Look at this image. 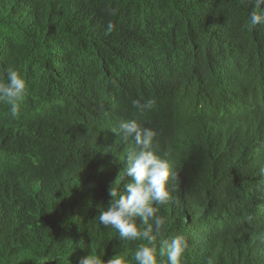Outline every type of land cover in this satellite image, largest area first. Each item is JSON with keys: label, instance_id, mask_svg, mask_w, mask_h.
I'll list each match as a JSON object with an SVG mask.
<instances>
[{"label": "trees", "instance_id": "trees-1", "mask_svg": "<svg viewBox=\"0 0 264 264\" xmlns=\"http://www.w3.org/2000/svg\"><path fill=\"white\" fill-rule=\"evenodd\" d=\"M254 0H0V78L28 91L0 103V264L131 256L99 222L137 120L173 163L167 230L183 264H264V25ZM113 25L108 30V25ZM138 101V104H134ZM149 101L152 104L149 106Z\"/></svg>", "mask_w": 264, "mask_h": 264}, {"label": "clouds", "instance_id": "clouds-1", "mask_svg": "<svg viewBox=\"0 0 264 264\" xmlns=\"http://www.w3.org/2000/svg\"><path fill=\"white\" fill-rule=\"evenodd\" d=\"M249 19L250 28L264 25V0H254ZM112 27L109 23L108 30L111 31ZM27 91L25 75L9 67L6 77L0 78V103L9 106L12 118L20 115ZM151 104L149 101V106ZM113 130L122 141L133 144L119 174L128 177L129 181L122 188L114 186L117 180L109 187L110 200L99 210V222L114 228L121 241L141 243L137 244L131 256L117 252L105 260L103 252L91 251L81 257L78 264H183L189 247L185 236L157 239L167 230L168 217L159 213L162 206L172 201V181L177 176L173 163L154 146L156 131L151 127L130 120Z\"/></svg>", "mask_w": 264, "mask_h": 264}]
</instances>
